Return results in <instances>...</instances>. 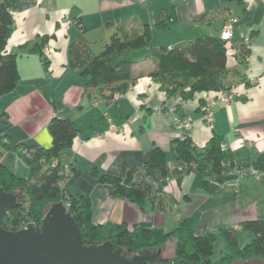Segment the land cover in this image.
<instances>
[{"label": "crops", "instance_id": "obj_1", "mask_svg": "<svg viewBox=\"0 0 264 264\" xmlns=\"http://www.w3.org/2000/svg\"><path fill=\"white\" fill-rule=\"evenodd\" d=\"M10 14L13 25L4 52L16 56L19 82L0 98V109L8 116L6 123L0 122V137L12 145L48 149V122L54 117L70 119L78 134L70 150L74 172L66 189L89 198L93 223H144L158 241L183 219L192 221L196 236L264 219V175L255 178L249 173L264 159V0H16ZM227 17L236 20L227 66L244 81L232 86V102H216L213 123L207 125L201 107L216 100L219 92L195 94L177 108L176 96L168 98L149 77L154 68L149 51L219 37ZM163 20L167 27L157 28ZM121 25L137 34L148 26L150 41L147 48L119 55L134 62V81L124 95L108 99L107 90H87L86 81L68 67V48L82 35L91 50L99 42L104 50ZM241 36L251 37L245 67L235 59ZM45 47L48 54L42 53ZM251 79L258 84H249ZM176 117L190 118L191 130L179 132ZM109 125L115 131L110 132ZM213 134L222 138V149L233 154V171L202 174L176 160L172 142L180 135L202 149ZM154 149L165 156L169 173L164 179L146 165ZM11 156L4 154L10 163H19ZM93 169L120 178L126 187L139 178L151 195L139 209L113 197L110 186L98 184ZM201 182L218 190L206 195Z\"/></svg>", "mask_w": 264, "mask_h": 264}, {"label": "trees", "instance_id": "obj_2", "mask_svg": "<svg viewBox=\"0 0 264 264\" xmlns=\"http://www.w3.org/2000/svg\"><path fill=\"white\" fill-rule=\"evenodd\" d=\"M15 2L0 1V98L13 92L19 82L16 56L4 52L13 25L10 9ZM166 27L164 20L157 24V28ZM149 41L148 26L144 25L142 32L137 34L126 31L121 25L116 28L104 50L95 55L90 44L80 35L69 45L68 67L86 81L87 90L105 89L108 91V99H112L115 95H124L134 81V62L114 61V56L147 48ZM228 52L229 49L219 37L211 36L200 37L169 49H151L149 57L154 62V68L149 77L160 85L168 98L179 96L182 99V103L177 106L179 108L193 99L195 94L227 92L235 82L244 81L243 75L227 66ZM248 55V48L240 45L235 59L245 67ZM44 66H47L45 60ZM7 120V114L0 109V122L6 123ZM47 131L51 137L48 149L12 145L7 137H0V187L5 193L16 195L18 204L2 218L0 226L4 230L18 231L28 224L39 225L47 207L61 202L79 227L86 246L109 243L115 250L140 253L157 252L170 242L174 245L173 257L160 259L159 264H232L250 260H259L264 264V219L260 218L243 221L237 228H220L216 233L199 236L194 233L192 221L183 219L158 241H154L151 226L144 223L132 226L125 223H93L89 198L72 195L66 189V181L74 172L70 150L78 132L70 119L56 117L48 122ZM172 145L176 160L193 165L199 173L223 175L235 169L233 154L222 149V138L216 134L202 149H197L188 137L178 138ZM9 152L17 153L28 168L26 178L17 177L3 163L4 154ZM146 165L150 170L157 171L163 179L169 173L165 156L157 149L149 153ZM256 170L264 175V159ZM91 176L98 184L110 186L113 197L125 199L139 209H142L145 199L151 195L139 178L130 187H126L120 178L99 175L96 169L91 171ZM199 187L206 195H213L218 190L216 185L209 182H201ZM240 233L252 235L250 243L244 247L238 243ZM219 241L223 245L220 257L213 260L215 245Z\"/></svg>", "mask_w": 264, "mask_h": 264}, {"label": "water", "instance_id": "obj_3", "mask_svg": "<svg viewBox=\"0 0 264 264\" xmlns=\"http://www.w3.org/2000/svg\"><path fill=\"white\" fill-rule=\"evenodd\" d=\"M17 205V196L0 187V222ZM159 255L160 251L146 252L129 258L109 243L84 245L79 227L61 202L47 207L39 225L18 231L0 226V264H158Z\"/></svg>", "mask_w": 264, "mask_h": 264}, {"label": "built area", "instance_id": "obj_4", "mask_svg": "<svg viewBox=\"0 0 264 264\" xmlns=\"http://www.w3.org/2000/svg\"><path fill=\"white\" fill-rule=\"evenodd\" d=\"M65 18H67V17L65 16ZM235 23H236V20L234 18L227 17L226 20L224 21V23L221 27V31L219 33V39L226 45V47L228 49L230 48V43L233 39V28H234ZM240 43L245 48H248L251 45V37L250 36H241ZM48 52H49V49L47 47H45L42 50L43 54H48ZM249 84L257 85L258 80L257 79H251L249 81ZM115 96L119 97L122 95H115ZM235 97H236V90L234 87H231L230 90H228L227 92H219L217 97H216V100L210 101L209 103H207L201 107L202 118H203L204 122L207 125H211L213 123L214 114H213L212 108L214 107L216 102L228 104V103L232 102L235 99ZM181 103H182V99L179 96H176V105L179 106ZM174 110L175 109L173 108V111ZM174 123H175L176 129L179 132L190 131L191 127H192V121L190 118L176 117L174 120ZM115 129L116 128L113 125H109V127H108V130L110 132L115 131ZM185 137H186V135H180L179 139H183ZM249 173L252 176L255 175V172L253 170H251V172H249Z\"/></svg>", "mask_w": 264, "mask_h": 264}, {"label": "rangeland", "instance_id": "obj_5", "mask_svg": "<svg viewBox=\"0 0 264 264\" xmlns=\"http://www.w3.org/2000/svg\"><path fill=\"white\" fill-rule=\"evenodd\" d=\"M126 30V29H125ZM127 31V30H126ZM102 47L100 45V42L96 44V46H93L92 48V52L95 55H98L99 53H101ZM120 56L118 54H116L114 56V61H119ZM123 59V58H122ZM121 60V59H120ZM7 154V153H6ZM13 156H11L10 158L12 159H16L19 163H15L14 160H12V162L10 163L9 160H7V158L5 159V157H3L2 161L3 163H5V165L7 166V168L9 169V171H11L13 174H15L17 177L19 178H26L28 176V168L26 167V165L23 163L22 159L18 156L17 153H11ZM6 156V155H5ZM255 172V175H253V177L255 178H262V174L259 173L257 170H253ZM252 176V175H250ZM217 231H215L216 233ZM156 237V234L154 235ZM157 239V238H155ZM252 239V235L248 234V233H240L239 238H238V243L239 246L244 247L245 245H247L248 243H250ZM222 242L219 241L216 243L215 245V253L213 255V260H218L220 257V251L222 249ZM173 255V246L171 243L166 244L161 253H160V257L165 259V258H170ZM233 264H245L241 261L235 262ZM248 264H263L261 261L259 260H252L250 262H248Z\"/></svg>", "mask_w": 264, "mask_h": 264}, {"label": "flooded vegetation", "instance_id": "obj_6", "mask_svg": "<svg viewBox=\"0 0 264 264\" xmlns=\"http://www.w3.org/2000/svg\"><path fill=\"white\" fill-rule=\"evenodd\" d=\"M25 227H26V226H25ZM158 251H160V253H161V250H158ZM158 251H157V252H158ZM146 252H148V253L151 254V255H152V254H153V255H156V254H157V252H154V251H153V252H152V251H151V252H149V251H144V252H140V253H132L131 251L129 252V251H124V250H123V253H124L127 257H129V258H130L131 256H133L134 254H144V253H146ZM159 259H163V258H161L160 255H159L158 260H159ZM250 261H252V260H250ZM250 261H245V262H244V261H241V262H243V263H245V264H248V262H250ZM237 262H238V261H237ZM234 263H235V262H234ZM158 264H159V263H158ZM232 264H233V263H232Z\"/></svg>", "mask_w": 264, "mask_h": 264}]
</instances>
